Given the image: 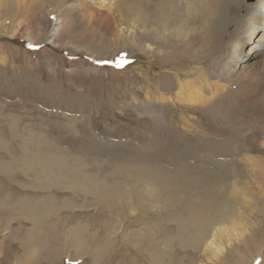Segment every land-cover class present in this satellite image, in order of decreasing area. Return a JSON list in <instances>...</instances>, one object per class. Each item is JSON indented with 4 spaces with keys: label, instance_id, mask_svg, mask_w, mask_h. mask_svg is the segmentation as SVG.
<instances>
[{
    "label": "rangeland",
    "instance_id": "obj_1",
    "mask_svg": "<svg viewBox=\"0 0 264 264\" xmlns=\"http://www.w3.org/2000/svg\"><path fill=\"white\" fill-rule=\"evenodd\" d=\"M86 1L97 3V0ZM130 1L126 5L138 9L135 0ZM84 2L8 0L0 6L1 28L23 25L14 35L0 33V264H152L151 259H159L160 263L156 264H264V189H261L264 173L248 165L254 161L264 168V145H261L264 132L260 137L250 138L255 139L247 147L245 137L253 136L252 130L247 132L250 130L247 126L245 130L229 126L226 119L236 118L232 112L226 113L232 108L220 106L223 111L219 114L207 111V105L215 101L222 104L224 97L230 95L229 85L221 84L230 77L243 76L240 71H246L244 57L256 50H252L253 45L264 44V41L256 42L262 32H258L255 40L250 38L251 42L240 51L247 39L240 44L241 40H234L233 36L228 46V39H224L214 56L209 52L204 58L207 52H203L191 57L173 41L162 39L161 42L163 36L154 37L135 19L132 24L121 20L120 27L115 28L119 32L116 39L99 22L90 26L82 24L76 14ZM244 2L258 7L256 0ZM126 8L129 7L124 5ZM139 11L147 17V9ZM58 16L62 22L55 30ZM115 19L118 18L114 16V22ZM177 19L168 29L182 33L186 27H192L191 23L181 21L182 15ZM154 24L158 23L154 21ZM205 25L206 21L202 28ZM233 30L231 26L226 36L230 37ZM68 61L82 65L72 67ZM224 61L223 68L227 69L222 74L217 78L209 74L217 62ZM255 61L264 62V53L256 56ZM199 67L208 72L201 76L208 84L200 95L207 102L195 106L186 105L190 103L188 100H183L184 104L171 103L179 90L189 92L176 83L195 79L193 69ZM228 67L237 73L223 75ZM235 84L239 89L248 88L243 80ZM158 95L163 98L159 99ZM257 112L261 115L258 118L264 120V108ZM182 118L186 127L180 124ZM235 130L242 138L232 136ZM200 135L210 137L209 141L201 140ZM83 136L84 140H80ZM46 141L58 151L69 150L73 158L82 161L89 176L108 183L125 177L122 164L130 167L144 164L149 170L158 166L166 173L174 171L172 176L196 171L195 175H186L206 179L197 191L205 194L207 186L216 185L224 173L226 183L222 191L227 192L220 214L214 213L212 218L216 220L227 214L222 228L236 226L235 234L220 235L217 243L222 244H219L222 250L213 256L206 251V244L212 237L217 238V222L200 244H182L173 237L179 235L177 230L182 228L184 216L178 218L177 212L165 217L160 205L151 207L153 200L131 196L130 209L125 200L115 202L111 194L100 193L93 187L79 190L75 184L60 182V186L58 180L56 185L47 175L36 172L38 166L29 164L35 161L28 157L31 146L41 142L38 147L45 148ZM219 150L224 151V156L217 160L216 156H205ZM203 156L209 162H218L207 164ZM219 165H223L220 171L215 169ZM226 168L236 175L228 176ZM236 182L241 189L234 194L232 188ZM194 193L187 195L188 200ZM114 205L118 209L113 213ZM139 231L146 232L150 245L132 244L135 240L131 242V239ZM184 231L190 236V231ZM125 239H130L129 243Z\"/></svg>",
    "mask_w": 264,
    "mask_h": 264
},
{
    "label": "bare ground",
    "instance_id": "obj_2",
    "mask_svg": "<svg viewBox=\"0 0 264 264\" xmlns=\"http://www.w3.org/2000/svg\"><path fill=\"white\" fill-rule=\"evenodd\" d=\"M7 1L8 0H1L2 3L0 2V6L2 4H6ZM112 1L114 0H97L96 1L97 3H95L94 1L91 3L85 0V2L80 5L78 13L76 14V18H78V21H80L82 24L86 26H90L91 24H94L97 22L101 23L104 26V28H106L111 34H113L112 37L114 39H116V37H119L117 36L119 32H117L115 28L120 27L121 20L124 21V23L126 24L127 23L132 24V22L135 19L136 20L135 22L138 23V25L144 28L147 32H151V34H153L154 37L160 38L161 36H163L160 40L161 42L163 41L162 39H166V42L169 40L173 41L176 45L183 47L186 51V54L191 57H194L196 55H201L203 52H207V55L204 58H207L209 56L208 55L209 52L214 56L216 54V51H218L221 48L224 39L225 38L228 39L227 44H226V46H228L230 42L229 39L233 36H234V40L236 38H238V41L241 40L240 43L243 42L244 39H247V42L244 45L240 46L239 51L242 50L243 46L251 42L250 38H253L255 40L256 36H258L259 31L260 33L261 32L262 33L256 42L259 43L261 41H264V0H256L255 4H258V7H253V5H249L245 3L244 0H184V1L180 0L178 2L177 0H135L134 4L138 9H135L134 7H131L130 5H126V3L131 4L130 0H115L113 5H112ZM147 1H149V3ZM151 3L152 5H150ZM124 5L129 8H126L125 10ZM144 8L147 9L146 11L148 13L147 17L145 16V14L139 11V9H144ZM127 12H128V16H127ZM129 12H132V13H129ZM179 15H182L184 18V20H181V21H186L187 23L192 24V27L190 26L188 28L186 27V31L185 32L182 31V33L180 32V30L175 31L173 28L168 29L170 25L173 26L177 22L176 20H178L177 18L179 17ZM112 16L113 17L115 16L118 19L117 20L115 19L116 21L114 22ZM126 17L128 18L131 17V19L128 20ZM55 20H56L55 22V30H56L57 27L61 25L62 21H60L59 16ZM137 20H141V23ZM154 21L158 24H154ZM205 21H206V25L205 27L202 28L201 25H203ZM21 25L22 23L18 24L16 27H13V28L2 26L3 28L0 27V33L2 34L11 33L12 35H14L13 33L19 30L18 28ZM231 26H234V30L231 33L230 37H228L226 36V34L228 32V29H230ZM149 28L151 31L148 30ZM131 39L133 38L131 37ZM194 44H197V46H193ZM254 48H256V50H254L252 53L249 51L248 53L250 54L244 57L245 59L244 64H245L246 71L245 72L243 70L240 71V74H243V76L241 78L230 77L226 79L224 83L221 82L223 83L221 85H227V86L229 85L230 88L227 90V93L230 92V95L227 96V98L224 97L225 100L223 101L222 104H218L215 101L214 103L212 102V104L210 103L209 105H207L208 106L207 111L212 110L214 113L218 112V114L223 111L222 108H220V106L224 105L226 107L229 106V109L232 108L231 111L226 112V113L231 114L232 112L236 116V118L226 119L229 126L230 125L231 127L234 126L236 130L244 129V127L247 126L248 129L250 128V130L249 131L247 130V132H250L252 130L250 134H252L253 136L245 137L247 139L244 145H246L247 147L251 145L252 140L255 139L253 138L251 140L250 138L255 137V136L260 137L262 132H264V120L258 118V117H261V115L257 112L258 109L262 110L264 108V85L262 86V84L264 83V71L260 73V66L262 64L264 65V62L255 61L256 56L264 53V44L262 43L255 44L252 46V50ZM235 57H236V54H234L232 58L234 59ZM68 63L70 65L72 64L73 65L72 67H76L79 64H81L80 62H77V61L76 62L68 61ZM225 63H226L225 61L222 63L217 62L216 63L217 66L214 69L212 68L209 74L213 75L214 78H217L220 74H222L223 69H227V68H223L225 66ZM194 71H196L193 75L195 76V79L189 78V80L191 79L190 81L185 80L188 82H183V83L177 82L176 83L179 85V87H181L182 89H186L189 92L179 90L178 93L175 95V99L177 100L174 99L171 101V103H174V102L183 103V100H188L190 103L187 102L186 105L195 106V105H200V104L202 105L203 103L207 102L206 97H202L200 95L204 89V85L206 86L208 84L206 80L205 81L201 80V76H206L208 72H204L203 69H201V67H199V69H193V72ZM228 71H230V67H228V70L223 75L229 76V74L231 73L232 76H234V74L237 73L236 71H233V70H231L229 73ZM247 73H250L249 76L244 75ZM163 75L164 74L162 73L159 76L161 77ZM240 80L241 82L243 80V83H246V85H248L247 89L244 90V89H241V87L239 89V86L235 84L236 82L241 83ZM215 85L217 86L216 82H215ZM174 86L176 87V85ZM174 86L172 85V87ZM146 95L148 94L146 93ZM189 96H194L197 100H195V98L191 100ZM186 97H188L189 99L188 98L185 99ZM220 97H223V96H220ZM158 98L160 99L163 97H160L158 95ZM153 117L155 118L156 115H153ZM180 121L179 122L182 125V127H186L185 126L186 120L182 118L180 119ZM83 132L84 130L82 129V133ZM228 135L231 136V132ZM84 136H86L87 138L89 137V135L87 134H85ZM84 136L81 137L80 140H82ZM232 136L236 138L241 137L238 135L237 131ZM200 139L204 140L205 142H208L210 137H204L200 135ZM77 141H79V139H77ZM40 144L41 142H39L37 146H31L29 150L30 154L28 156L31 160L35 159V161H31L29 164H34L33 166L39 167L36 170L37 173H43L44 176L47 175L48 180H50V182L52 183H56V180H58L59 185H60V182H63V183L65 182V183L72 184V185L75 184V186H77V189L85 190V191L89 190L91 187L96 188L97 191H99L100 193L107 194V195L111 194L113 197L116 198L115 202L117 200H125L126 207H129L130 209H132V206L130 205V203H128V200L130 199V197L131 196H134V197L143 196L145 199H149L148 202L153 200V204L151 207H154L155 204H157L158 206L160 205L163 213H165L164 216L167 218L172 217L171 214L178 212L177 213L179 214L178 218L180 216H184L183 226L181 229L177 230V232H179V235H176L173 238L178 239L182 244L186 242L194 244V245L200 244L209 235V230L211 226H213L215 222H217L219 223V225L216 223L218 227L214 225V228L216 227L215 234L217 233V238L212 237L211 240L206 244V251L212 253L213 256H217L220 250H222L219 246V244L220 245L222 244L217 243L221 238L220 235L225 234V232H228V236H230V234L232 235L235 234L234 228L236 226H230L229 228H226V229L222 228L221 224L226 222V221H223V217H226L227 214L225 216H223L224 215L223 214V215H220L219 217H216L217 218L216 220H213L212 218L214 213H216L217 215L220 214L222 199H223L225 192H227V190L225 192L222 191V186H224L226 183V181L224 182L225 179L223 180V177H222L224 173L220 177L216 185L207 186L208 191H206L205 194H199L197 191L200 189V187L198 186L201 185V182L206 179H195L193 176L186 175V174L195 175L196 171L194 172V171L189 170L190 173L188 171H184L177 176H172L174 171L172 173H166L164 169H160L158 166H155L154 170H149V168L147 166H144V164L132 166V167L128 165L123 166L122 164L121 169L124 170L125 177H123L121 181H114V182L108 183L105 180H102V179L98 180L97 178H93L89 176V174H87V172L84 170L85 166H83L82 161H80L79 159L73 158V155L68 153L69 150L68 151H65V150L58 151L57 147H55L54 145H52L50 142H47V141L44 143L45 148H39L38 146H40ZM261 145H264V142H262ZM251 147H249V149ZM222 151L219 150L217 154H213V155L209 151L211 153L210 156L208 154L205 155L204 154L205 151L203 154L207 157L216 156L215 158L217 160L221 158L222 156H224L223 155L224 153H222ZM33 154L35 156H33ZM205 156H203V158ZM211 159L213 160L214 157ZM206 160H207L206 162L207 164L218 162V161L209 162L208 161L209 158H207ZM199 162H202V161H199ZM248 165L250 169H256L258 172H261L263 170L262 172L264 173V168L261 169L260 166L258 167V164L256 162L249 161ZM222 166L223 165L221 166L219 165V167L215 169H218V171H220L219 168L220 167L222 168ZM193 168L194 167H192V169ZM197 169H199V166ZM229 170H230L229 168L225 169L228 176L232 178L233 175H236V172L234 173L233 171L234 169L232 170L233 171L232 173L228 172ZM64 171H65L66 177H68L67 179L65 178ZM248 171L250 172V170ZM257 174H260V173H257ZM214 175H218V173ZM208 177H216V176H208ZM170 179H173V180L170 181ZM237 182L236 184L233 183L232 191L234 194H237V191H240L241 189L240 187L237 186ZM208 184L210 183L208 182ZM65 186H68V185H65ZM127 188H129V191ZM261 189L263 190L264 188H261ZM246 190H250V189H246ZM193 191L196 192V194L194 193L196 196H194V194L193 195L191 194L192 199L188 200L187 195ZM128 192H130V194H128ZM228 192H231V191H228ZM223 204H222V207H224L226 203L224 204V206ZM180 205H184V206L180 207ZM117 209H118V206L114 205L113 210H112L113 213ZM227 220H230V219H227ZM219 226H221V228ZM184 229L190 231V236L187 235V232H185ZM185 239L187 240L185 241ZM129 240L130 239H125V243H129ZM131 242L132 244H136V245L137 244L142 245L145 243L150 245L149 237L145 231L137 232L134 239H131ZM162 244L166 245V241H162ZM162 244L161 246H163ZM158 260L151 259L150 262L152 264H156V262H159Z\"/></svg>",
    "mask_w": 264,
    "mask_h": 264
}]
</instances>
